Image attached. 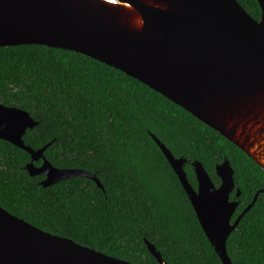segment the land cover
<instances>
[{
	"label": "trees",
	"instance_id": "obj_1",
	"mask_svg": "<svg viewBox=\"0 0 264 264\" xmlns=\"http://www.w3.org/2000/svg\"><path fill=\"white\" fill-rule=\"evenodd\" d=\"M259 20L256 0H237ZM0 103L19 107L37 124L25 145L50 142L45 158L57 168L94 174L42 186L30 176L23 149L0 139V206L39 229L135 264H222L175 173L150 136L178 158L195 188L199 161L217 186L226 158L237 201L226 240L232 264H264V171L232 142L179 105L119 69L75 51L25 44L0 47ZM41 160L34 162L39 165Z\"/></svg>",
	"mask_w": 264,
	"mask_h": 264
},
{
	"label": "water",
	"instance_id": "obj_2",
	"mask_svg": "<svg viewBox=\"0 0 264 264\" xmlns=\"http://www.w3.org/2000/svg\"><path fill=\"white\" fill-rule=\"evenodd\" d=\"M259 20L237 0H0V47L35 44L75 51L119 69L217 131L264 171V0ZM37 124L19 107L0 103V139L30 156L25 169L46 187L85 170L57 168L45 158L50 142L32 149L23 135ZM222 264L226 240L258 196L231 222L237 201L233 169L216 165V186L199 161L194 188L152 133ZM41 160L39 165L34 162ZM264 191V190H263ZM158 264H167L146 239ZM0 264H135L33 226L0 206Z\"/></svg>",
	"mask_w": 264,
	"mask_h": 264
},
{
	"label": "flooded vegetation",
	"instance_id": "obj_3",
	"mask_svg": "<svg viewBox=\"0 0 264 264\" xmlns=\"http://www.w3.org/2000/svg\"><path fill=\"white\" fill-rule=\"evenodd\" d=\"M44 178V177H43Z\"/></svg>",
	"mask_w": 264,
	"mask_h": 264
}]
</instances>
